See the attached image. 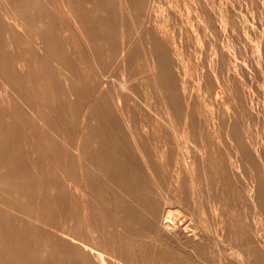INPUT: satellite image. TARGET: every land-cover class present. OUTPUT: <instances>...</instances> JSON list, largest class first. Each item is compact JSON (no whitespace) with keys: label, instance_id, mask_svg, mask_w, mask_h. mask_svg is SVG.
I'll return each instance as SVG.
<instances>
[{"label":"bare ground","instance_id":"obj_1","mask_svg":"<svg viewBox=\"0 0 264 264\" xmlns=\"http://www.w3.org/2000/svg\"><path fill=\"white\" fill-rule=\"evenodd\" d=\"M58 1L60 9L56 12L60 13H56L55 8H53L56 4H53L51 7V4L55 3L54 0H0V214L4 217L3 221H0V227L4 233L5 231L8 233V248L6 250L8 264H134L136 262L143 264L147 260L148 264H221V250L218 247L217 232L220 229L224 232L228 228V225L226 224V227L222 223L224 219L218 211V204L223 202L222 199L224 201L228 199L227 197H222L224 192L227 191H224L226 190L224 184L219 185L216 182L218 185L216 189H220L219 194L221 195L217 194V192L214 194L205 183L207 184V181L210 179V173L214 172L216 163H218L217 160L220 161L219 164L224 174L228 173V176H233L238 173L241 167L239 161L245 160L246 163L254 155L252 145L241 143L242 145L239 147H228L230 153H234L237 158V160L233 159V161L230 159L228 161L223 156L225 146L222 147L217 145V143L216 145L203 144V146L186 144L181 150V154L188 168L184 174L181 173L183 177L178 176L177 179L175 178L176 192L174 200L163 202L164 199L162 201V199L157 197L158 195L156 196L158 192L154 183L156 172L162 168L165 158L163 156L159 157L156 149L150 144L149 133L137 130L136 126L132 127L130 121L133 118H126L121 113H116V111L109 109L110 103L108 100H105L108 88L106 84L104 87H101L102 80L100 81L99 76V70L105 67H100L101 64L103 66L104 63L108 62L110 55L114 52L117 51L120 58L122 53L126 54L137 51L140 38L143 39L144 31L149 29L151 25H148L149 23L147 24V22L151 17L150 8L155 0ZM153 23H156V21ZM155 28L150 26V29ZM118 30H121V34L119 36L120 40L117 41L114 38V34ZM33 32L39 33L40 40L37 46L36 44L33 46L36 47L35 59L36 62L38 60L37 66L35 68L31 66L30 68L28 67L30 59H24L27 63H23L22 59L24 56L20 54V57L17 58V53L20 52L19 38L27 35H33V38L35 36ZM147 32L149 33L148 30ZM163 32L165 31L163 30ZM154 33L152 34L155 37L154 39L152 37V39L145 41L149 42V45L154 46L152 50L150 49L151 47L148 50L150 54L148 57V63L151 66L149 67L151 69L150 73L153 76L160 77L161 83L165 88L164 101L169 109L172 110L176 106L177 100L181 102L179 99L175 100L178 97H174V95H179L180 87L181 85L183 86V83L181 84L177 78L179 70L176 69L174 72L171 70L175 65H178V57L176 58L172 53L174 57L171 60L169 59L170 57L167 58L163 45L156 42L157 40L164 42L165 38L159 32L154 31ZM144 45L146 43H143V48ZM50 46H52L53 52L58 57V59L55 57L56 62L48 57ZM169 51L173 52L175 49L169 47ZM118 63L121 64L122 61L119 60ZM70 66H73L75 70L70 71ZM29 72L32 74L37 73L44 80L41 81L43 86L46 84L49 89L52 87L55 91L58 90L57 92L59 93L69 92L71 88L76 87L73 80L75 74L79 75L84 80L86 87L91 83L89 89L94 97L93 109L85 115L84 122L82 126L80 125V128L77 129L76 125H65L68 127L67 129L65 127L66 130L71 129L77 134H75L74 140H68L70 137L66 136L67 133H61L56 136V132L54 134L51 131L52 129L49 130L52 126L49 121L47 122L51 126L49 128V125L44 127L45 132H47L46 136L50 138L48 143V153L50 156L47 159L49 160L48 166H46L55 172L58 179L57 183L53 185L52 192H49L48 197L42 190L36 192V188H34V193L36 192V194L33 197L37 206V212L34 213L42 215L43 212L49 209L46 203L50 199L57 200V206L53 211L55 217L48 221H43L44 218L40 215L36 217L32 216L34 219L25 217L24 214L14 212L8 207L12 205L13 200L19 204L17 206H25L27 204L28 196L31 195V191L29 193L28 190V184H31L27 183V179H30L28 174L34 173L37 170L33 159L42 152L40 151L41 148L36 145L37 143L33 144L36 147L34 152L39 148L37 156V153H34L35 157L32 158L30 154H27L25 151L23 152V148H26L27 145V132L29 133L28 130H30L28 128H30L29 125L33 119L31 117L33 115L30 114L29 116V113L33 110L27 111L29 108L26 109L24 107L25 104L23 105L18 99L19 97L16 98L10 91V84L14 77L18 75L29 77ZM93 72L95 75H93ZM40 88L42 89V87ZM36 89L38 90V87ZM69 93L70 95L72 94L71 92ZM67 98L68 104L71 103L70 105H73V98ZM39 102L40 104L42 103L41 101ZM60 104L64 105L61 102ZM185 104L186 102L182 101L181 106ZM32 114L35 115V113ZM51 115L50 113V117ZM53 116L58 121L63 120L60 118V115L53 113ZM27 117L32 119L29 120L30 124L28 121L29 125L26 127L28 129L26 131L25 126L27 125L25 124H27ZM35 122L38 121L36 120ZM192 124L193 122L190 125ZM57 128L58 130L54 128L53 130L59 131V127ZM62 128L64 129V126ZM66 130H64V133L67 132ZM40 132L38 135H40ZM37 133H34L35 136ZM187 133L189 132L187 131ZM231 134L234 135V131ZM38 135L35 137L32 133L33 137L40 139ZM68 141L70 142L68 143ZM32 147L30 148L33 150L34 147ZM165 153L172 154L171 150L170 152L166 151L164 152L165 157ZM40 158L38 157L37 159ZM45 163L43 164L45 165ZM46 166L41 167L45 168ZM224 168L225 170H223ZM42 170L41 172H43ZM45 170L47 169L45 168ZM71 173L75 174L76 180L74 184L69 183L70 181L68 182V176ZM211 178L213 179V177ZM45 181L49 182L48 180ZM36 185L38 186V184ZM185 187L186 189H184ZM187 187H189V190H187ZM42 188L40 187V189ZM262 192L258 191L257 194L253 195L254 200L261 204V206L264 205ZM205 194L211 196L210 200L212 199L211 202L215 208L214 213L207 211L208 209L202 202L199 205L201 210L199 211V207L197 208V204L201 201L200 198ZM208 204L211 206L210 203ZM36 206L32 204L31 207ZM51 206H53L52 202ZM190 212L196 214L201 224L197 223L199 226L195 224L198 227L197 231L198 229L201 230H199L200 233L198 235L189 234L188 223ZM205 214H208L209 220L212 223L217 226L222 223V226L217 227L216 230L214 229L215 231H209L208 225L204 227L203 224L205 223L202 224L203 219H206ZM61 222H65L67 224L65 227L67 228L63 229L60 225L58 229L61 228V230L56 231L49 227L53 226L57 228V224H61ZM254 228H256V225ZM96 232H99V236ZM247 234H252V232L248 231ZM260 234L254 235V238L257 247L264 250V247L261 245L263 239ZM135 235L140 236V238H136ZM148 236H151L152 239L149 240ZM5 244L7 246V243ZM98 244H101L106 250H110L113 256L120 258L123 262L113 261V263L109 256L103 255L98 249L95 250L92 247H88V245H93L94 248H98ZM3 252V250H0V254ZM228 253L230 254L231 252ZM226 259L230 263L234 261L230 257H226ZM241 259L240 263H245V258ZM236 260L238 261V259Z\"/></svg>","mask_w":264,"mask_h":264},{"label":"rangeland","instance_id":"obj_2","mask_svg":"<svg viewBox=\"0 0 264 264\" xmlns=\"http://www.w3.org/2000/svg\"><path fill=\"white\" fill-rule=\"evenodd\" d=\"M191 1L190 0L153 1V4L150 8L151 17L149 16L151 19L150 18L148 19L147 24L149 23L148 25L151 24L150 26H152V28L155 27L156 28L150 29L149 26V29H146V31H144V37L143 39L140 38L136 52L126 53V54L122 53V55H120L119 58V55L116 51L112 55H110L109 57L110 60L108 62L104 63L103 66L101 64L100 67L105 66L103 69L101 68L99 70L100 81L102 80L101 87H104L106 84V87L108 88V93L107 95H105V100H108V102L110 103L109 109L111 111H116V113H121L126 118H131V119L133 118L130 121V123H132L131 124L132 127L136 126L137 130L139 129L140 131H145L146 133H149L148 134L150 136L149 142L151 141L150 144L156 149L159 157L163 156L165 158L163 161L164 163L162 165V168L159 169L158 172H156V178L154 183V186L156 187L158 192L156 196L158 195L157 197L159 199H162V201L164 199L163 202L166 201L171 202L174 200V194L176 192L175 181L178 176L183 177L181 173L184 174V172H186L188 168L186 161L183 155L181 154L182 152L181 150L183 149V147L186 146V144L203 146V144L216 145L217 143V145H220L222 147L225 146V152L223 153V156H225L228 161L230 159L237 160L236 155L234 153L231 154L228 147L231 146L239 147L243 143H249L250 146L252 145L251 147L253 149L254 155H252L248 159V161H246V163L245 160L239 161L241 167L238 173H236L233 176L232 175L228 176V173L227 174L225 173L226 174L225 175L222 172L221 165L219 164L220 161L217 160L218 163H216L215 166L216 168L214 169L213 173H210V179L207 181V184L205 183V185L210 190H212L214 194L215 192H217V194L220 193V189L218 190L216 189V186H218L217 183H219V185L224 184L226 189L224 191H227L224 192L222 197H227L228 199L225 201L222 199L223 202L218 204V211L221 214L222 218L224 219L222 223L223 225L225 224V226L226 224L228 225V228H226L224 232H222V229H220L221 231L218 229L219 231L217 232L218 247H220L219 250H221V260H222L221 264L230 263L229 261H227L226 257L227 258L230 257L234 260L233 262L231 261L230 264H234V263L239 264L241 258H242L241 260L245 258V263L243 264H252L253 262H254L253 264H264V256H263L264 250L257 247V243L254 238V235H258L259 233H261L260 235L263 239L261 245L264 247V243H263L264 242V223H263L264 205L261 206V204L255 201L253 197V195L257 194L258 191H263L262 193L264 197V0H191ZM54 2L55 3L52 4L50 3V4L51 7L53 4H56L57 8L56 6L53 7L55 8L54 10L56 12L60 9V7H58L59 1L54 0ZM56 13H60V12H56ZM158 18H160V20H158ZM155 21L156 23H153ZM162 21H164L165 23ZM147 30L149 31V33L147 32ZM163 30L165 32H163ZM120 31L119 30L117 32L115 31L114 34V38L117 41L120 40L119 38L121 34ZM154 31L159 32V34H161L165 38L164 41L165 44L164 42L158 41L157 39L156 42L163 45L166 51L165 54L167 55V58L170 57L169 59L171 60L172 57H174L172 53L175 55L176 58L178 57V65H175L174 68H172L171 70H173V72L176 69L179 70V71L177 70L179 72L177 78L179 79V82L181 84L183 83V86L181 85L180 87L181 90H179L180 91L179 95L178 94L177 96L174 95V97H178L175 98V100L179 99L181 100V102H178L177 100L176 106L172 108V110L169 109V107L166 105L164 101L165 88L161 83L160 77L153 76L150 73L151 69L149 67L151 66L148 63V59H149L148 57L150 56V54L148 50L149 47H151L150 49L152 50L154 46L149 45L150 43L145 41H148V39H152V37L154 36L152 34H155ZM33 33L35 35L33 37L34 39L32 38L33 35L30 36L27 34H26L27 36L19 38L20 40L18 39L20 44V48H19L20 52L17 53V58L20 57L19 56L20 54L23 55L24 56L22 59L23 63L24 62L27 63L26 60L30 59L29 60L30 62L28 61L29 62L28 67L30 68L31 66H33L34 68L37 66L36 63L38 62V60L36 62L35 59L36 47L33 46H35V44L37 46L38 41L40 40L39 33L37 32H33ZM154 38L155 37H153V39ZM141 43L142 45H140ZM143 43L144 44L146 43V45H144V48H143ZM172 45L175 46L173 47ZM51 47L52 46H50L49 47L50 50H48V57H50L52 61L54 60L56 62V58L58 59V57L53 52L52 50L53 48ZM169 47L174 48L175 51L173 52L169 51ZM119 60L122 61L121 64L118 63ZM73 66H70V71L75 70ZM29 73H30L29 77L19 76V75L15 76L10 84L12 88L10 86L9 87L11 93H13L16 98L19 97L18 99L20 100V102L23 105L24 104L26 105V106L24 105V107L26 109L29 108V110L27 109V111L30 112V109L31 111L32 110L34 111L30 113L28 112L29 116L30 114L33 115L31 116L33 117V119L31 117L30 118L34 121L32 122V120L27 117L28 119L26 121L27 124H25L27 126H25V128L28 127V125L30 124L29 120H31V124L33 125L31 124L29 125L30 128L28 129L30 130L26 128V131L28 130L29 133L27 132L28 134V138L26 140L27 145L26 148H23V152L24 151L27 152V154H30L32 158L35 157L34 153L37 152L39 153V148L42 149V150L40 149V151L42 152H40L39 155L37 153L36 156L37 155L38 156L33 159L37 167V170L35 171L36 173L34 172L28 174V177L30 176V179L29 178L27 179L28 180L27 183H31L28 184L29 185L28 190L29 193L31 191L30 193L31 195L28 194L29 196H28L27 204L25 206L23 205L17 206L19 204L15 203L13 200L11 203L12 205H9L8 207L14 212H18L19 214L22 215L24 214L25 217L27 216L28 218L30 217L31 219H34V217L40 215L42 216V218H44L43 221L45 220L48 221L51 218L55 217L53 211L57 206L58 203L57 200L50 199V201L46 203V206L49 209L43 212V215L34 213L37 212V206L36 203L34 202V197L36 192L42 190V192L48 197L49 194L52 192V189L54 187L53 185L57 183V179H58L55 172L52 169H50V167H47L48 166L47 163L49 162V160L47 159H49L50 156L48 153L49 152L48 143L50 138L46 136L47 132H45L44 127L49 125L48 126L49 128L52 125L53 127L51 126L49 130L52 129L51 131L54 134L56 132L55 134L56 136L60 135L61 133L62 134L67 133L66 136L70 137L68 138V140L73 138L75 139L76 133L71 129H69L70 131L66 130L68 128L66 126L68 124L72 126L76 125L75 127H77V129L82 126L85 115H87V113H89L93 109L94 97L89 89L91 83L86 87V85L84 84V80H82V78L79 75L75 74L73 83L74 86L76 87L71 88V91L69 92L71 93L72 91L74 92L70 95L69 92L59 93L57 92L58 90L55 91L54 88L52 87L49 89L46 86V84H44L43 86L41 81L44 80L40 78L39 75H37V73L36 74L35 73L32 74L31 72ZM93 75H95L94 72ZM33 77H35L36 79ZM182 79H184L185 81ZM81 85L84 86V88H82ZM37 87L38 90L40 91L36 89ZM40 87H42V89ZM23 95L26 96L28 95L27 97L29 101L27 100V97ZM67 97L73 98V102H74V103L72 102L73 105H70L71 103L68 104L69 101H67L68 100ZM37 100L39 104H40L39 101H41L42 103L39 105L37 103ZM182 101L186 102L184 106H181ZM56 102L58 103L56 104ZM60 102L64 105H61ZM42 107L44 110L42 109ZM52 107H56V108H52ZM49 110L50 112H48ZM43 112L45 115L43 114ZM58 112L59 114H57ZM32 113H35V115ZM50 113L52 114L51 117H50ZM53 113H55L56 115H60V118L63 120L62 121L56 120L53 116ZM34 116H36L37 119ZM43 117H45L46 119ZM64 117H66L67 119ZM36 120L38 122H35ZM47 121H49L51 125ZM191 122H193L194 125L193 124L190 125ZM34 125L36 126L34 127ZM63 126L64 129L62 128ZM191 126L193 129L191 128ZM57 127H59V131H57L58 130ZM185 127L189 133H187ZM42 128L44 130V136H43ZM53 128L57 130H53ZM38 130L39 132L41 131L40 135H38L39 134ZM64 130H66L67 132L64 133ZM230 131L231 132L234 131V135L231 134ZM32 133L34 136H35L34 133H37L40 139L35 138L37 135L33 137ZM188 135L190 136V138ZM242 136L244 137L242 138ZM70 141H68V143ZM199 141L201 142L199 143ZM233 142L235 143L234 145ZM34 143H37L36 145L39 147V148L37 147L38 148L37 151L35 150L36 152H34V149H36ZM29 146L30 147L33 146L34 147V148L32 147L33 150ZM167 147H169L170 149ZM31 150L33 153L30 152ZM170 150L172 154L165 153L166 154L165 157L164 152L166 151L170 152ZM171 155L173 156L171 157ZM228 155H230L231 157ZM38 157L41 158L37 159ZM43 158L44 160L46 159L45 161L46 163L44 162ZM41 163L42 164L45 163V165L44 164L42 165ZM40 165L41 166L47 165L45 168L48 171L45 170V168L41 167ZM41 170L43 172H41ZM223 170H225V168ZM45 171L47 172L45 173ZM211 177H213V179ZM45 180H48L49 182ZM75 180H76L75 174L73 173L69 174L68 182L70 181L69 183L74 184ZM43 181H45L44 183L46 184L42 183ZM36 184H38V186ZM39 186L43 188L40 189ZM34 188L37 189L35 193H34L35 191ZM184 189H186V187ZM187 190H189V187H187ZM210 198L211 196L208 194L203 195L200 198L201 201H199V203L197 204V208L199 207V205L203 203V205L208 209L207 211H212L214 213L215 208L211 202L212 199L210 200ZM51 202L53 206H51ZM208 203H210L211 206H209ZM32 204L33 206L36 207H31ZM29 207L31 208L29 209ZM17 208L19 209V211ZM50 208H51V212H50ZM200 210L201 209L199 207V211ZM51 214L53 215L52 217ZM205 216L207 220L203 219L202 224L205 223L203 224L204 227H207L208 225L207 228L209 231H215L217 227L222 226L221 225L222 223H220L219 226L212 223L209 220L210 217L208 216V214H205ZM243 218L246 220H244ZM2 219H4V217L3 215L0 214V221H3ZM197 223L201 225L198 218L196 217V214L190 212L189 223H188L190 235H195V234L198 235L200 233L201 231L200 229H198L197 231L198 227H196V225L199 226ZM60 225L61 228L63 229L67 228L65 227V225L67 226L65 222H61V224L58 223L57 228L53 226L52 227L49 226V227L52 228L53 230L60 231L61 228L58 229ZM255 225L256 228H254ZM1 230L2 229L0 227V231ZM247 230L249 232H252L253 235L252 234L248 235ZM1 232H0V250H3L4 252L0 254V264H8V260H7L8 254L6 253V250L8 248V240H7L8 233L6 231L4 233L3 230ZM96 234L99 236V232H96ZM136 238H140V236L137 235ZM148 239L150 240L152 239V237L148 236ZM5 243H7V246ZM88 247H92L95 250L98 249V251L101 252L103 255L107 257L109 256L112 262L113 261L119 263L123 262L120 258L113 256L112 252L110 250H106L101 244H98V248H94L93 245H88ZM228 252H231L232 255L231 253L229 254ZM236 259H238V261ZM147 261L144 263L148 264ZM137 263L138 262L134 264ZM138 264H142V263H138Z\"/></svg>","mask_w":264,"mask_h":264}]
</instances>
